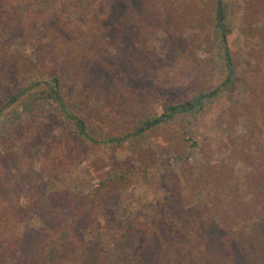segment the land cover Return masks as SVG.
Instances as JSON below:
<instances>
[{
	"label": "rangeland",
	"instance_id": "374dc122",
	"mask_svg": "<svg viewBox=\"0 0 264 264\" xmlns=\"http://www.w3.org/2000/svg\"><path fill=\"white\" fill-rule=\"evenodd\" d=\"M228 1L236 9L229 39L235 85L210 110L177 116L171 124L117 146L76 139L72 124L50 101H39L33 111L23 102L5 108L0 99V160L7 162L11 151L26 152L34 188L31 196L23 193L13 202L0 197V209L7 206L21 212L14 227H0V264H27L24 250L32 243H44L46 234L40 232L54 234L52 225L45 226L30 208L40 193L45 198L59 192L84 201L101 180L112 181L125 172L122 186L109 183L97 222L81 230L89 259L99 253L131 255L146 234L153 235L154 258L159 249H169V222L175 220L185 248L193 249L189 264L224 261L225 239L239 223L244 231L234 246L241 253V264H264V110L250 108L257 96L242 81H254L264 92V0ZM210 3L40 2L52 11L53 20L60 15L58 22L67 17V7L75 12L65 21L66 27L50 19L47 28L27 34L14 30L4 36L0 91L15 94L57 78L66 112L86 123L92 139L103 142L155 114L163 100L176 103L225 79L218 34L209 21ZM60 142L65 146L58 149L63 157L54 161L55 171L47 172L49 148ZM15 165L10 169L12 184L25 180ZM219 196H229L234 208L218 212L214 201ZM160 259L169 264L167 251Z\"/></svg>",
	"mask_w": 264,
	"mask_h": 264
},
{
	"label": "trees",
	"instance_id": "16d2710c",
	"mask_svg": "<svg viewBox=\"0 0 264 264\" xmlns=\"http://www.w3.org/2000/svg\"><path fill=\"white\" fill-rule=\"evenodd\" d=\"M40 2L45 3L47 0H0V45L3 42L4 36L10 35L14 30H22L27 34L39 27L47 28V25L51 23L50 19L52 18L50 17V12L52 11H48V8L45 6H40ZM38 10L42 11V13H37ZM235 11V7L228 0H211L209 21L218 34L225 68V79L219 86L210 90L200 89L198 92L179 99L176 103L163 100L161 108L157 110L155 114L141 118L137 122L129 125L124 131L103 142L98 143L95 139H92L86 123L80 118L66 112V104L62 98L60 82L57 78L52 79V84L48 81H44V87H40L39 83H35L33 86L34 88L31 85L17 91L15 94H8L0 91V99L4 101L5 108L23 102L25 106H29L33 111H36L38 108L39 101H50L62 110L63 118L72 124L74 128V137L76 139L80 141L88 140L94 144L115 143L117 146H120L124 142L139 137L145 132L153 131L154 129L171 124L177 116H190L198 112L210 110L216 105L223 93L232 85H235L234 59L229 40L235 30ZM74 12L75 11L72 10L70 6L67 7L66 12H64V14H67V17L61 16L59 22L63 24H65L67 20L69 22ZM59 16L60 15L56 14L54 20H52L57 21L59 24L57 19ZM66 25L67 23L61 26L66 27ZM242 81L246 84V87L257 96L256 102L259 105L256 106V102L253 101L255 106L251 103L250 108L254 107L255 110L257 109L259 111L264 110V92L256 88L254 81L252 83L246 80ZM246 108L248 110L249 106H246ZM250 113L252 117L249 118V121L253 126L255 122V112L251 110ZM62 144H64V142L53 143V145L50 144V151H48L47 160L45 161V164H47L45 171L47 170V172L50 171L52 173L57 169L55 168L54 161H59L63 157L62 152H58ZM64 147L65 146H62L61 149ZM53 149L54 152L52 151ZM15 158L17 160H15ZM5 159L7 162L0 160V197H4V200L7 198L5 203H9L13 202L15 197L21 199V194L23 193L31 196V189L33 190L34 188H31V164L28 154L23 152L19 155H15V153L11 151V154ZM68 159L70 162V158ZM13 164H16L14 170H16L20 176L24 177V181H18L16 184H12L9 180V178L12 177L10 169ZM129 172L133 174L134 170L131 169ZM126 176L125 172L122 175L114 177L112 181H107L105 179L101 180L93 196L84 201L69 194L61 195L59 192L57 194L51 193L45 198L42 197L43 193H40V197L36 199V204L31 205L30 208H33V215L37 216L45 226L48 227V223L52 225L54 234L49 235V231L47 230L40 232L41 234H46L44 243H32V249L27 248L24 250L25 255L29 258L26 263L86 264L84 258L89 259V257H87L88 250L85 249L81 237V230L85 225L97 222L96 217L98 212H100L99 205L102 203L105 196L110 193L109 190L111 186H109V183L115 186H122ZM194 182L198 185L196 181ZM230 192L232 193L233 190ZM226 197L221 198L219 196L215 199V209H217L218 212L229 211L234 208L235 205H231L233 202H228L229 196ZM26 199L29 201L32 200L30 197H26ZM20 214L21 212L18 210L13 211L12 209H8L7 206L3 207V209H0V227H14L21 218ZM252 222L253 221L249 222V224H252ZM169 223L171 226V240L170 245H168L169 249H165L168 253L169 264H189V262H191L193 249H190L191 252H188V248H185L180 230L177 227L178 223L175 220H170ZM246 224H248V222H246ZM243 231L244 230H241L240 223L232 226V230L229 231L224 243V249H226L227 253L226 257H223L221 254V257L225 258L224 261L221 263L216 262L215 264H241L242 256L240 251L235 249L234 243ZM152 238V234H146L143 241L136 246L138 249H134L131 255L113 256L99 253L96 256L94 255L93 258L90 257L88 264H164L160 259L161 255L165 252L163 249H159L153 258V249H150L153 241ZM18 240L20 241V239L16 241ZM71 241H73V243H71ZM69 244L71 245L69 246ZM11 247H14V240L11 242ZM37 247H40V249H36ZM37 250H40L39 253H36ZM250 250L255 253L259 252L258 249H249L248 252ZM34 254L39 255L35 257L33 256ZM244 254L245 253H243V255Z\"/></svg>",
	"mask_w": 264,
	"mask_h": 264
}]
</instances>
